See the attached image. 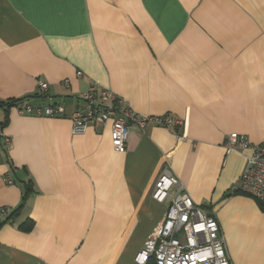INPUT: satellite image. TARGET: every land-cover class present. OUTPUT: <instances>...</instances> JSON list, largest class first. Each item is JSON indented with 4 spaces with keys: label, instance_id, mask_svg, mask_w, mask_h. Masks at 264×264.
Returning a JSON list of instances; mask_svg holds the SVG:
<instances>
[{
    "label": "crops",
    "instance_id": "obj_1",
    "mask_svg": "<svg viewBox=\"0 0 264 264\" xmlns=\"http://www.w3.org/2000/svg\"><path fill=\"white\" fill-rule=\"evenodd\" d=\"M37 81L31 104L65 114L0 111V264H133L168 207L163 169L214 213L231 264H264V207L235 189L248 152L224 149L264 143V0H0V105ZM92 85L182 124L132 130L123 153L110 123L72 135Z\"/></svg>",
    "mask_w": 264,
    "mask_h": 264
},
{
    "label": "built area",
    "instance_id": "obj_2",
    "mask_svg": "<svg viewBox=\"0 0 264 264\" xmlns=\"http://www.w3.org/2000/svg\"><path fill=\"white\" fill-rule=\"evenodd\" d=\"M63 85L68 86V81L64 80ZM37 89L43 97L48 87L45 82L37 81ZM32 101H23L15 107L20 114L44 117L65 114L62 103L35 107ZM74 101L79 106L70 115L72 135L84 134L89 126L110 123L111 146L119 153L125 151L132 130L142 132L149 124L165 129L182 124L166 115L139 116L123 99L95 85L74 97ZM0 140L4 145L9 144V139L2 137L1 129ZM224 149L226 154L248 152L235 189L264 205V143L251 144L244 136L232 133L226 137ZM151 198L159 204L168 201V207L135 255L133 264H147L150 259L155 264H231L214 213L196 206L169 169H163L158 175ZM8 212V208L0 207V223Z\"/></svg>",
    "mask_w": 264,
    "mask_h": 264
},
{
    "label": "trees",
    "instance_id": "obj_3",
    "mask_svg": "<svg viewBox=\"0 0 264 264\" xmlns=\"http://www.w3.org/2000/svg\"><path fill=\"white\" fill-rule=\"evenodd\" d=\"M42 98L40 95H34L32 97H26V98H23V99H19V100H12L8 103H5V104H1L0 105V111H4V110H8L9 107H12V106H16L18 105L19 103L23 102V101H28V100H33L35 98ZM2 123H0V129H2V126H1ZM259 203V202H258ZM260 206H263L261 203H259ZM147 264H155L153 259H150Z\"/></svg>",
    "mask_w": 264,
    "mask_h": 264
}]
</instances>
